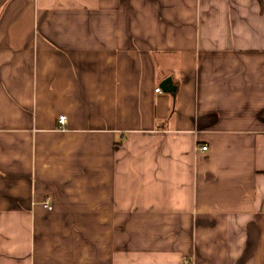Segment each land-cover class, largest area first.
I'll use <instances>...</instances> for the list:
<instances>
[{"label": "crops", "instance_id": "1", "mask_svg": "<svg viewBox=\"0 0 264 264\" xmlns=\"http://www.w3.org/2000/svg\"><path fill=\"white\" fill-rule=\"evenodd\" d=\"M0 264H264V0H0Z\"/></svg>", "mask_w": 264, "mask_h": 264}, {"label": "water", "instance_id": "2", "mask_svg": "<svg viewBox=\"0 0 264 264\" xmlns=\"http://www.w3.org/2000/svg\"><path fill=\"white\" fill-rule=\"evenodd\" d=\"M160 88L162 89L163 92L166 93H171L176 90V86L174 85L171 77L164 79L160 85Z\"/></svg>", "mask_w": 264, "mask_h": 264}, {"label": "built area", "instance_id": "3", "mask_svg": "<svg viewBox=\"0 0 264 264\" xmlns=\"http://www.w3.org/2000/svg\"><path fill=\"white\" fill-rule=\"evenodd\" d=\"M156 91L158 92V93H163V91H162V89L160 88V87H158L157 89H156ZM59 127L61 128V129H64V126H65V124H66V120H67V118H66V116L65 115H61L60 117H59ZM201 149L202 150H207L208 149V147L207 146H203V147H201ZM49 208H51V207H49Z\"/></svg>", "mask_w": 264, "mask_h": 264}, {"label": "rangeland", "instance_id": "4", "mask_svg": "<svg viewBox=\"0 0 264 264\" xmlns=\"http://www.w3.org/2000/svg\"><path fill=\"white\" fill-rule=\"evenodd\" d=\"M67 120H68V117L66 116ZM67 120H66V124L64 126V129L67 128Z\"/></svg>", "mask_w": 264, "mask_h": 264}, {"label": "trees", "instance_id": "5", "mask_svg": "<svg viewBox=\"0 0 264 264\" xmlns=\"http://www.w3.org/2000/svg\"><path fill=\"white\" fill-rule=\"evenodd\" d=\"M177 88H178V87H177ZM175 94H176V93H175ZM175 94H174V95H175ZM59 117H60V116H59ZM58 119H59V118H58ZM58 124H59V120H58Z\"/></svg>", "mask_w": 264, "mask_h": 264}, {"label": "bare ground", "instance_id": "6", "mask_svg": "<svg viewBox=\"0 0 264 264\" xmlns=\"http://www.w3.org/2000/svg\"><path fill=\"white\" fill-rule=\"evenodd\" d=\"M52 209V208H51Z\"/></svg>", "mask_w": 264, "mask_h": 264}]
</instances>
